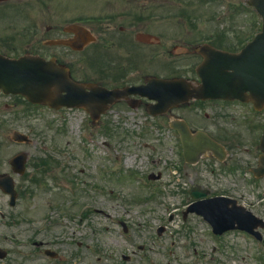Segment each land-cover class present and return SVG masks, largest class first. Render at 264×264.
Listing matches in <instances>:
<instances>
[{"label":"rangeland","instance_id":"1","mask_svg":"<svg viewBox=\"0 0 264 264\" xmlns=\"http://www.w3.org/2000/svg\"><path fill=\"white\" fill-rule=\"evenodd\" d=\"M33 1L45 4L39 12L33 8L31 13L37 20L33 26L24 19L16 22L32 8L0 12V19L4 13L13 21L8 23L14 24L12 28L0 22V37L2 32V38H8L7 46L0 51L21 56L29 50L39 55L37 51L43 50L42 44L49 37L42 35L44 28L73 22L89 25L100 36L102 46L103 25L115 22V27H110L115 33L106 35L112 45L120 46L118 26H123L131 38L134 33L158 36L160 47L151 49L139 44L138 47L142 51L158 50L162 59H167L165 52L171 50L174 56L170 60L174 64L171 70L178 68L183 75H190L197 62L192 53L183 55L186 54L183 47L188 49L209 41L221 49L237 52L259 31L261 22L252 8L241 7L244 0H15L9 6L15 8L16 4ZM112 45L109 47L113 48ZM99 49L88 57V68L102 69L105 59L110 58L101 51L109 50ZM118 50L129 55L125 49ZM131 58L132 65L138 66L143 61L139 54ZM76 60L84 68L83 60L79 57ZM126 61L119 59L118 64L123 67ZM88 68L85 66L81 71L76 66L74 75H89L101 82L103 78L91 74ZM102 81L106 86L118 83L117 79ZM117 111L130 113L115 106L93 124L81 109L29 110L31 121L40 123L38 119L44 117L51 126L42 138L44 145L59 148L65 155L68 152V159L58 170V179L63 182L58 190L47 182L48 192L33 188L32 196L21 201L17 211L24 218L19 220L16 225L19 230L14 233L21 239L30 237L36 241L56 237L60 244L55 246L64 256L73 254V264H264V250H257L258 246L250 239L237 234L213 238L199 217L182 216L192 186L207 188L213 194L228 193L234 197L238 193L253 200L255 195L264 194V180L251 187L249 183L235 182L231 173H223L222 167L213 161L205 160L196 166L184 164L180 161L178 137L168 130L163 119L151 127L135 115L116 117L120 116ZM131 113L137 114L135 110ZM178 114L189 121L191 128L218 136L230 151L239 148L235 151L238 160L257 155L256 135L264 128V114L258 115L238 104L207 107L196 104ZM56 119H65L67 123L52 122ZM228 133L236 136L232 137L235 141L223 139ZM250 139L255 143L249 144ZM249 148L255 152L247 154ZM211 167L219 175L209 171ZM57 204L59 211L49 208ZM72 210L73 217L69 218ZM95 210H102L108 217L96 214ZM47 214L51 218L43 219ZM53 222L59 224L47 230ZM122 223L126 233L121 229ZM160 227L163 231L158 234ZM21 250L30 252L33 248L22 246ZM124 256L130 259L125 261Z\"/></svg>","mask_w":264,"mask_h":264},{"label":"flooded vegetation","instance_id":"2","mask_svg":"<svg viewBox=\"0 0 264 264\" xmlns=\"http://www.w3.org/2000/svg\"><path fill=\"white\" fill-rule=\"evenodd\" d=\"M15 0H0V12L7 9H14L22 7L25 8H36L38 11L42 10L43 5L45 4H35L34 1L32 3L22 2L16 4L12 8L9 6L10 2ZM42 5V6H41ZM50 5V2L49 4ZM23 17L28 14L27 12H23ZM0 22H5L8 26L12 27L14 24H10V21L6 15L3 13ZM138 22H133V25H136ZM74 24L77 23H66V24H59L57 27L54 28H44L42 35L49 34V37L43 42L45 47L43 46V50L37 51L40 56H45L46 58H56L57 63L66 66L72 75L73 81L78 84L87 85V84H95L98 86L105 87L109 90L113 89H123L125 87H132V86H139L144 84L150 77H159V78H172L174 75L172 74L170 67L168 65H161L157 66L155 63H152L150 59L147 63V66L142 67V61L140 64L132 65L131 60L133 56H137L138 54L143 57L146 56L147 51L144 53L142 52L141 48L139 47H129L132 46L130 39H135L140 33H134L129 36L126 34L125 29L123 26L119 27V36L120 38V46L115 47L111 43V39H107V36H111L110 34L115 33L114 29H111V26L115 25V22H108L106 25H103L102 32V40L103 45L93 47V43L87 42V34H92V29L88 26L83 24V28L76 29ZM79 25V24H78ZM81 26V25H80ZM82 27V26H81ZM115 27V26H114ZM4 29V28H3ZM6 32V30L4 29ZM7 33V32H6ZM145 37H152L149 34L142 33ZM4 34H2V37ZM0 37V48H4L7 46L8 38ZM34 37L38 38V34L34 32ZM155 39V37H152ZM53 41H63L68 42L69 45L61 44V45H50V42ZM105 41V42H104ZM145 47L148 48H157L160 47L159 41H149L143 43ZM113 46L110 48L109 46ZM102 48L109 50L105 52L101 50L104 56H109L110 58L104 62V66L102 69L94 70L88 68V57L93 52V48ZM125 49L129 55H124L118 49ZM100 50V49H98ZM164 50V48H161ZM21 53V52H20ZM26 54H34V51H27ZM24 53V54H25ZM155 58H158L161 53L158 50L151 52ZM171 53V50L168 51V54ZM43 54V55H42ZM81 58L84 62V65L92 71L91 74H96L97 76H101L103 79L101 82L96 81L92 76L89 75H74V68L77 66L79 70L83 71L80 62L77 61V58ZM119 59H126L127 61L123 64V67L118 64ZM73 64V65H72ZM126 65V66H125ZM72 67H73V74H72ZM86 71V70H85ZM84 73V72H83ZM119 74H122L121 78L118 79ZM172 74V75H171ZM159 75V76H157ZM178 77L187 78L193 82L197 80L195 77H187L184 75H179ZM108 79H117L112 86H106L104 81ZM88 93V90H85ZM156 101H150L146 97H142L140 95H126L123 99L119 100L116 106L120 104H124L127 108L134 109L137 114L145 116L149 118L151 122L157 121V118H177L181 119L178 112L182 109L179 107L177 109L168 110L163 115L158 116L157 118H152L149 115L150 112H158L159 109L154 108ZM198 106H205L204 104H199L202 102H195ZM194 103V104H195ZM214 103L220 106H225L222 102H208V104ZM241 104L236 102V105ZM243 105V104H241ZM115 107V106H114ZM184 108V107H183ZM31 109L30 104L25 102L23 98L18 96H10V95H3L0 93V181L6 183L10 191H5V187H0V248L7 247V258L3 261H0V264H10V258L13 256H17L14 252V243L15 241H19V238L14 230L18 232V227H13L16 225V221L20 219L19 211H16V207L18 202L21 199H26L30 196L31 191L35 187L45 189L47 186V182H50V185H54L57 182L56 175L57 171L61 170L62 166H65V160L68 158V152L66 155L63 154L61 149L47 147L44 145V141L42 138H45L46 130H50L51 126L47 125L45 119H38L41 122L35 123L31 121L29 110ZM63 110V109H62ZM35 118V117H33ZM32 118V119H33ZM37 120V119H35ZM187 120V119H186ZM32 123H31V122ZM52 122H59L64 123L65 119H56ZM62 155L64 160L61 161ZM254 156H249L248 158L243 160H238L232 164V171L233 175L235 176V182H239L241 184H247L251 182V179L254 178L251 169L254 167L253 162ZM258 157L256 158L257 162ZM257 165V163H256ZM12 185V186H11ZM12 187L16 192V201L15 205L11 206V196H12ZM48 189L47 191H49ZM236 200L238 203L240 202L244 206L247 207L251 213L261 220L258 222V227L255 229L259 231L261 237L263 238L262 244H264V227H261V223L264 222V198L255 201H248L244 200V198L237 193ZM7 222L10 225H5ZM238 234H242L244 236H248L242 232H235ZM249 237V236H248ZM54 239H44L39 240V243L36 241H31L30 238L27 240H23L24 243L22 245H28L31 243L34 247V250L39 254L45 252L47 249L54 250L57 252L58 257L56 259H52L50 264H73L72 259L68 256L62 255L61 251L59 252L58 247L56 244H60L55 241ZM253 239V238H252ZM19 253V252H17ZM24 256H28L27 259L34 256V254H23ZM44 259H49L44 257ZM11 263L14 261L11 260Z\"/></svg>","mask_w":264,"mask_h":264},{"label":"water","instance_id":"3","mask_svg":"<svg viewBox=\"0 0 264 264\" xmlns=\"http://www.w3.org/2000/svg\"><path fill=\"white\" fill-rule=\"evenodd\" d=\"M249 4L255 7L262 18L261 31L253 41L236 54L217 51L208 46L199 48L204 57L197 69L202 84L194 88L183 80H154L158 91H168V94L161 95L162 102L179 100L177 92L180 90L183 101L190 98L237 99L252 102L256 109L264 108V0H249ZM79 90L83 91V87L73 84L68 71L57 66L53 60L45 61L32 56L9 59L0 55V91L4 94H20L32 103L56 109L81 105L90 113H94L104 103L106 95L114 94L93 87L92 94L83 97ZM171 126L181 135L186 161L194 163L198 155L206 151H211L218 158L224 155L223 148L203 134L192 137L183 123L173 122ZM261 147L264 150V134ZM199 196L195 194L194 197ZM223 200L219 198L216 202ZM197 213L211 222L213 228L216 227L211 212L209 214L199 209Z\"/></svg>","mask_w":264,"mask_h":264}]
</instances>
